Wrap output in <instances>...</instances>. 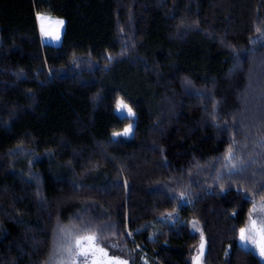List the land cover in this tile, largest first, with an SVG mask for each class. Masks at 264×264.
I'll list each match as a JSON object with an SVG mask.
<instances>
[{
	"label": "trees",
	"instance_id": "1",
	"mask_svg": "<svg viewBox=\"0 0 264 264\" xmlns=\"http://www.w3.org/2000/svg\"><path fill=\"white\" fill-rule=\"evenodd\" d=\"M262 202L264 0H0V264L66 225L128 264H191L198 226L205 263L264 264L236 240Z\"/></svg>",
	"mask_w": 264,
	"mask_h": 264
},
{
	"label": "rangeland",
	"instance_id": "2",
	"mask_svg": "<svg viewBox=\"0 0 264 264\" xmlns=\"http://www.w3.org/2000/svg\"><path fill=\"white\" fill-rule=\"evenodd\" d=\"M41 16L45 17V19L43 21L40 19ZM49 19H51L53 21L62 20L64 22V20L62 18H56V17H52V16L45 14V13H39V14H37V26H38L39 34H40L43 42L50 43V44H58L60 42V39L62 36L64 23L62 25H55L54 26L55 28L58 29L57 34H58L59 38L57 39L55 35H45L44 31H42V24L44 25L45 28H48V20ZM121 101L122 100L118 99L116 102L117 112L130 114L128 112V107L125 108V107L119 106ZM123 104L126 105L124 102H123ZM129 127L131 128V124H129V126H127L126 128H129ZM126 128H124L122 130V133H125L124 130ZM128 133H130V131ZM254 209H255V211H253ZM250 219H255L258 224L260 223L261 220H264V203L263 202L261 203V205H256V206H253L251 208V210L249 212L248 220L242 228H245L250 223ZM196 229H197L198 235H199V242L195 246V250L191 256L190 261H191V264H197V260L195 258L199 257L200 258L199 264H207V263H205V260H204V255H205V251H206L205 236H204L203 232L200 230L199 226ZM240 229L241 228H239L236 232V240L238 241V243L240 245H242V247L250 249V251L252 253L257 255L258 258L262 262H264V256H261L259 254V248L255 244H253L252 241H250V240L242 241L240 239ZM92 233L93 232L88 230V229L79 230V229L73 228L70 225H68V226L66 225L60 229L58 228L56 230V232L53 233L54 234L53 238H51V240H50V250L48 253V257H47V264H85V258L76 256L75 255V252H76L75 249H73V252L71 255L69 254L67 249L72 247L75 237L80 236V235H84V234H92ZM202 244H203V249H201ZM98 247L103 248L100 245H98ZM103 249H105V248H103ZM105 251L108 254V258H117L119 260L126 261L128 264V261H127L125 256H123L121 254L116 255V253H114L113 251H110V250L108 251L107 249H105ZM91 260H92V257L89 256L88 257V264H91Z\"/></svg>",
	"mask_w": 264,
	"mask_h": 264
},
{
	"label": "snow or ice",
	"instance_id": "3",
	"mask_svg": "<svg viewBox=\"0 0 264 264\" xmlns=\"http://www.w3.org/2000/svg\"><path fill=\"white\" fill-rule=\"evenodd\" d=\"M40 19L43 21L45 17L41 16ZM63 23L64 22L62 20L53 21L49 19L48 28H45L42 24V31H44L45 35H55L58 39V29L54 26L62 25ZM119 106L125 108L127 107V105H124L122 101ZM128 112L131 113V109H128ZM129 131H131L130 127L124 130L125 134ZM116 135H119V133ZM229 158H231V153H229ZM253 211H255V209ZM240 239L242 241H252V243L259 248V254L264 256V220H261L258 224L255 219H250V223L245 228L240 229ZM73 249L76 250V256L85 258V264H88L89 256L92 257L91 264H127L126 261H122L117 258H108V254L105 249L98 247L97 236L94 233L75 237L72 247L67 249L70 255L72 254ZM201 249H203V244L201 245ZM195 259L197 260V264H199L200 258L196 257Z\"/></svg>",
	"mask_w": 264,
	"mask_h": 264
}]
</instances>
